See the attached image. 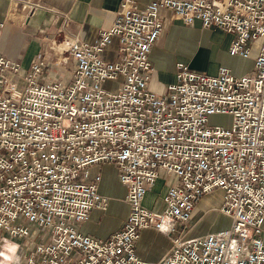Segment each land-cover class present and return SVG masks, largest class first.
Wrapping results in <instances>:
<instances>
[{"label":"built area","instance_id":"obj_1","mask_svg":"<svg viewBox=\"0 0 264 264\" xmlns=\"http://www.w3.org/2000/svg\"><path fill=\"white\" fill-rule=\"evenodd\" d=\"M160 8L231 34V56L248 58L258 42L253 72L221 65L208 74L178 62L175 80L152 91ZM50 46L52 64L38 57L26 70L0 54V237L23 239L6 264H264V0H121L93 42ZM215 114L230 115V125H209ZM97 164L115 165L129 208L106 238L78 228L109 207L101 174L90 171ZM160 171L170 181L162 207L150 209L143 200ZM214 189L229 225L186 238L197 203ZM148 228L170 241L157 261L136 253Z\"/></svg>","mask_w":264,"mask_h":264},{"label":"crops","instance_id":"obj_2","mask_svg":"<svg viewBox=\"0 0 264 264\" xmlns=\"http://www.w3.org/2000/svg\"><path fill=\"white\" fill-rule=\"evenodd\" d=\"M33 1L38 6L31 11H27L23 6V0H0V23L3 24L0 28V54L19 63L23 70L28 69L31 62L38 57H43L49 65L52 64L58 53L54 48H51V41L60 44H68L75 39L82 42H93L97 38L98 31L110 25L121 0ZM135 1L142 7L153 0ZM159 13L163 18V32L151 52V61L155 70L149 86L156 70L166 69L170 66L174 68L176 73V64L178 62L185 63L190 69L195 71L208 70V74H215L217 68L221 65L229 68L237 76L253 72V61L257 55L258 42L253 43L251 55L248 58L231 56L227 52L232 40L231 34L219 28H203L199 22L185 25L181 20L175 18L170 10L165 8H160ZM115 47L116 43L114 42L105 50L104 56L111 57V52ZM171 78L164 81L171 83L170 81L173 80ZM163 90L156 92L161 93ZM90 171L92 174L96 172L101 174L99 192L109 198V208L113 205L110 203V198L113 196L115 188L121 190L120 203L128 206L124 201L126 190L118 181L114 164H97L92 166ZM160 176H164L161 171L157 180ZM111 185H113L112 189ZM151 189L147 191L143 205L150 209H159L162 207L161 200L166 184L162 186L158 208H154L153 204L150 203L149 195ZM211 193L219 195L218 203L222 204V190L214 189ZM202 198L203 196L197 203L192 215V219L195 222L201 218L204 212L209 211L213 207L219 208L221 206L216 205L205 208L203 204H200ZM97 211L99 210H92L88 220L78 226L80 232L98 237L95 235L97 233L96 230L93 227L90 228V224L93 226V222L100 221V217L97 219ZM225 217L227 218L226 215L217 212L215 217L211 216L214 221L212 222V219H209V222L215 223L218 218L223 219ZM125 219L126 217H122L121 222H124ZM117 226V228H120L121 223ZM222 228L224 227L216 230ZM110 232L106 231L102 233V236H107ZM206 233L209 232L201 233L200 235ZM161 237H165L167 240L165 247L156 246L155 241ZM169 247V239L153 228L141 230L140 236L136 241V253L142 259L149 261L159 260Z\"/></svg>","mask_w":264,"mask_h":264},{"label":"rangeland","instance_id":"obj_3","mask_svg":"<svg viewBox=\"0 0 264 264\" xmlns=\"http://www.w3.org/2000/svg\"><path fill=\"white\" fill-rule=\"evenodd\" d=\"M210 70V69H209ZM204 73H207V71H201ZM173 78L172 81H174L175 78V70L173 67L168 66L166 69H161V70H156L153 78L151 85L149 88L152 91H161L163 88L167 85L165 82L166 80ZM171 78V79H172ZM165 80V81H164ZM118 81H107L104 83L103 87L108 89V90H113L115 89ZM232 117L227 114H215L211 115L208 118V124L209 125H221L224 127H228L231 123ZM167 179L170 181L169 178L164 176H160V178L155 182V185L152 186L151 192H150V203L153 204L154 208L159 207V202H160V197L162 194V186L166 184ZM113 185H111L112 189ZM114 194L110 198V203L113 204L110 208L106 211H97L98 213V218L100 217V221L93 222L90 224V228L93 227L94 230H96V234L100 238H106L108 237L113 231L117 230L119 223L121 225L123 224L122 217L125 218L127 217L128 214V206L122 205L120 203V197H121V190L115 188L114 189ZM112 192V191H111ZM112 195V193H111ZM219 195H216L215 193H210L207 195H204L201 203L205 206V208H209L211 206H220L221 203L219 202ZM218 208H211L209 211H206L202 214L201 218L198 219V221L195 222V220L191 219L188 223L189 232L187 233L186 238H192L195 236H199L201 233L205 232H211L213 230H216L220 227H225L229 224V219L228 217L220 219L215 223H210L209 219H212L211 221H214V218H211V216L215 217V214H217ZM202 213V211H201ZM120 219V220H119ZM202 220V221H201ZM209 222V223H208ZM117 228V229H116ZM111 229V230H110ZM106 231H111L109 235L107 236H102V233H105ZM44 230H36L35 227L31 226V234L36 237L40 238V236L43 235ZM100 235V236H99ZM7 240H9V237L7 236L6 233L0 237V251L3 252L2 255H0V264H6L7 261H12L18 256L19 251L21 250V247L23 245V239L22 238H11L9 243H7ZM156 246H166L167 245V240L165 237L158 238L156 241ZM169 245V244H168Z\"/></svg>","mask_w":264,"mask_h":264}]
</instances>
